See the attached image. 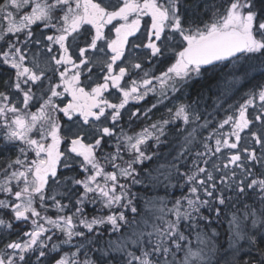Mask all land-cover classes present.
I'll return each instance as SVG.
<instances>
[{"label":"snow or ice","instance_id":"6c2138e0","mask_svg":"<svg viewBox=\"0 0 264 264\" xmlns=\"http://www.w3.org/2000/svg\"><path fill=\"white\" fill-rule=\"evenodd\" d=\"M0 264H264V0H0Z\"/></svg>","mask_w":264,"mask_h":264}]
</instances>
